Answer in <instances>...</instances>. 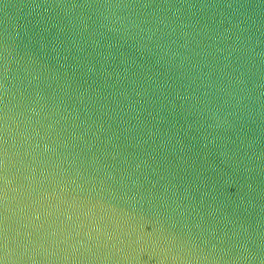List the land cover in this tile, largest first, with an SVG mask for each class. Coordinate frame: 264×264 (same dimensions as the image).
Returning <instances> with one entry per match:
<instances>
[{"label": "water", "instance_id": "1", "mask_svg": "<svg viewBox=\"0 0 264 264\" xmlns=\"http://www.w3.org/2000/svg\"><path fill=\"white\" fill-rule=\"evenodd\" d=\"M0 264H264V0H0Z\"/></svg>", "mask_w": 264, "mask_h": 264}]
</instances>
